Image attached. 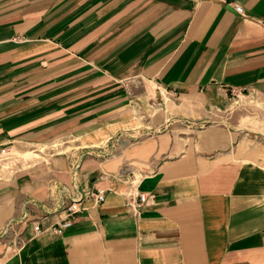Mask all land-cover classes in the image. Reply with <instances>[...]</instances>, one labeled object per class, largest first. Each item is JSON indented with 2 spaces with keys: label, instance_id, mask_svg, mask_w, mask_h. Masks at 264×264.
Masks as SVG:
<instances>
[{
  "label": "crops",
  "instance_id": "crops-1",
  "mask_svg": "<svg viewBox=\"0 0 264 264\" xmlns=\"http://www.w3.org/2000/svg\"><path fill=\"white\" fill-rule=\"evenodd\" d=\"M1 149L0 264H264V0H0Z\"/></svg>",
  "mask_w": 264,
  "mask_h": 264
},
{
  "label": "built area",
  "instance_id": "built-area-1",
  "mask_svg": "<svg viewBox=\"0 0 264 264\" xmlns=\"http://www.w3.org/2000/svg\"><path fill=\"white\" fill-rule=\"evenodd\" d=\"M236 12H242L240 6L235 7ZM245 88L237 90L235 96L238 97L239 94L243 93ZM5 149H1L0 154H4ZM84 195L92 197L96 202H101L104 200L103 191L96 192H85ZM125 205L126 207L135 214H138L140 209L148 202V195L145 192L140 191L136 186L132 184L129 186V189L124 193ZM80 205L78 200H72L67 204L61 205V211L64 213V216L57 221L55 224L43 225L45 223V218H40L32 221V228L35 234H40L46 230L50 231L55 235L62 234L68 227H70L74 221L76 213L80 211ZM18 242V237L16 238Z\"/></svg>",
  "mask_w": 264,
  "mask_h": 264
},
{
  "label": "rangeland",
  "instance_id": "rangeland-1",
  "mask_svg": "<svg viewBox=\"0 0 264 264\" xmlns=\"http://www.w3.org/2000/svg\"><path fill=\"white\" fill-rule=\"evenodd\" d=\"M251 101H253V99L252 98H249V99H245V100H242V101H238L236 104H234L233 106L236 108V107H247V108H249V107H253V106H255V104H254V102H251ZM66 144H69V143H63V144H56V145H51L50 147H49V149H57V148H59V149H63V148H65L67 145ZM70 145V144H69ZM58 146V147H57Z\"/></svg>",
  "mask_w": 264,
  "mask_h": 264
}]
</instances>
